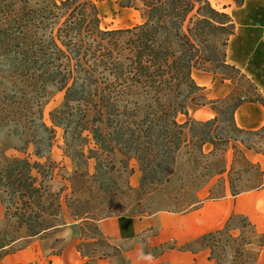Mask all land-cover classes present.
<instances>
[{"label":"trees","instance_id":"obj_1","mask_svg":"<svg viewBox=\"0 0 264 264\" xmlns=\"http://www.w3.org/2000/svg\"><path fill=\"white\" fill-rule=\"evenodd\" d=\"M118 2L138 11L140 22L127 28L102 27L92 0H0V48L14 50L18 75L51 84L64 93L62 107L54 110L51 117L54 124L64 129V153L74 167L70 176H64L71 188L66 206L70 217L81 221L82 242L77 251L84 258L82 264H90L94 258L102 261L122 255L120 247L99 228L101 220L113 216L104 212L103 208L109 206L88 210L93 208L90 198L96 197L91 188L94 178L98 174L113 180L110 174L119 170L114 162L118 154L133 157L140 164L138 190L132 188L128 179L124 184L129 193L139 194L137 201L169 182L174 164L183 155L188 156L186 162L192 169L204 158L205 166L201 168L208 172V181L199 182L193 193L187 190L190 194L177 196L181 212L196 208L203 202L205 192L206 199H218L225 197L228 190L237 196L263 184L260 163L249 161L238 145L264 157V125L244 129L235 121V112L243 102L264 106V97L255 96L258 89L253 82L248 80L247 90H233L224 98L210 101L218 105L213 108V118L201 121L188 116L189 104L204 89L193 79V70L220 75L221 80L231 83L234 75L245 77L227 61L228 43L236 32L233 18L208 0ZM248 90H253L254 96L248 97ZM179 115L185 116V120H178ZM231 142H238L231 146V169L224 166L216 173L209 171L210 158L219 152L224 159ZM206 144L212 145L208 153L204 150ZM34 155L41 157L39 148ZM90 160L96 163L91 175ZM10 163L19 170V190L11 195H16L24 205L18 208L20 221L12 227L15 234H7L8 245L50 236L66 224L60 222L59 203L54 204L52 199L50 206L45 207L40 202L43 193H49L42 183L56 178L57 165L53 161L31 162L27 157H14ZM235 164L248 175L249 182L242 187L240 172L236 177L223 176ZM123 169L128 176L132 174L128 164ZM33 171L36 174L32 176ZM215 175L220 176V189L210 182ZM25 177L30 181L28 188ZM87 187L88 199L77 196ZM25 197L30 199L29 204ZM126 214L135 215L132 211ZM252 228L254 224L246 216L231 214L220 227L181 249L194 252L191 245L208 248V259L215 264H256L258 257L246 248L252 241L244 235ZM234 230L240 234L234 236ZM257 245H264V232ZM5 246L1 243L0 249ZM173 248L165 247L159 255ZM61 250L60 246L53 247L51 256L60 255ZM228 251L234 255L230 262H224L218 253L225 259ZM125 264H130V260Z\"/></svg>","mask_w":264,"mask_h":264},{"label":"rangeland","instance_id":"obj_2","mask_svg":"<svg viewBox=\"0 0 264 264\" xmlns=\"http://www.w3.org/2000/svg\"><path fill=\"white\" fill-rule=\"evenodd\" d=\"M57 1L59 2L60 0ZM92 1L98 8L102 27L127 28L140 22L139 12L132 8L122 7L118 0ZM208 1L214 8L227 12L233 18L236 29L237 27L242 29H264V0H229L230 10H225L221 7L223 0ZM30 4L32 5V3ZM258 36L260 37V35ZM262 37H264V34ZM228 51L229 45L227 47ZM16 70L17 59L14 50L7 51L0 48V244L3 243L6 245L0 249V264H53L54 262L57 264L56 256H51L52 248H58L60 246L62 247V253L65 244L62 241L63 238L55 231L47 237L29 238L8 245V236L15 234L12 227L16 222L20 221V218L17 217L18 208L24 205L16 195H11V193L17 194L19 190V170L14 164L10 163L14 157H27L31 162L35 160L40 163L55 162L57 165L56 178L51 181H47L46 179L43 181V186H46L45 191L49 193H43L40 202L45 207H48L50 206L51 200L54 199V204L59 203L61 205L60 222H74L70 217V209L66 206L67 196L71 188L68 181L65 180V177L73 173L74 167L71 160L64 153V129L62 126L54 124L51 117L54 110L62 107L64 93L51 84H42L38 80L19 76ZM242 73L245 74V77L234 75L235 79L234 84L231 83V91L247 90V82L250 80L258 89V92L255 91V96L260 95L264 97V86L260 87V84L256 83L251 75ZM217 76L220 77V75ZM248 91H250L248 97L254 96L253 90ZM214 100L216 99L212 98V93L209 90L203 89L199 91L197 99L189 104L188 116L201 121L213 118L215 115L213 108L214 106H218L210 102ZM185 118L183 115L178 116V120L180 121L185 120ZM223 125L219 124V126ZM233 144H238V142L230 143L224 159L219 156V152H217L216 157L210 158L209 171L216 173L224 166L227 167V170L231 169L233 159V149L231 146ZM238 146L244 151V155L249 161L259 162L264 171V157L254 154L253 151L245 150L240 145ZM36 148H39L41 157L34 155ZM211 149L212 145L210 144L204 146L206 153ZM186 157L188 156L183 155L182 158L176 161L174 164V172L170 176L169 182L159 185L161 186L159 190H155L151 194L143 196L140 201H137L139 194L129 193L124 184L128 179L132 188L138 190L142 177L140 164L133 157L125 158L118 154L114 162L119 170L110 174L113 180L110 181L102 175L98 176V174L94 178L91 188H93V195L96 197L93 199L92 197L90 198L93 208L88 210H96L94 208H101L106 204L109 207H104V212L111 213L113 216L124 215L128 211L134 212L135 216L141 218L156 214L175 216L183 213V211H180L182 207L177 196L181 193L190 194L186 192L187 190L193 193L199 182L206 183L208 181L209 175L208 172L201 168L205 166L204 158H202L203 162L195 169H192L191 164L186 162ZM121 159L124 162H121ZM126 164L129 165V168H132V174L130 176L123 169V166ZM95 165L94 160L89 161L90 175L95 172ZM5 167H7V170H5ZM237 172H240L239 175L241 176L239 187L248 184V175L244 172L243 167L237 164L233 166L229 173L225 172L223 176L225 178L228 175L236 177ZM35 174L33 171L32 176ZM219 177V175H215L210 181L215 185V189H220L217 185L218 182H221L217 180ZM24 179L26 188H28L27 184L30 181L26 177ZM35 185H38V183ZM99 186H101L100 189H98ZM88 190L89 187L86 189L83 188L81 192L77 193V196H81V199H88ZM207 195V192H205L201 199L203 201H216L215 199H206ZM225 197L227 198L221 201L222 206L226 207L223 215L204 232L220 227L231 214H242L246 216L254 224V229L252 228L244 232L248 240L252 241V244L246 246V248L254 257H258L256 264H262L264 261V245L261 247L258 246L257 240L264 232V176L261 186L244 191L237 196H232L228 190ZM24 200H27L28 202L26 204H29L30 199L28 197H25ZM76 222L75 224H78L80 227L81 221L77 220ZM153 228L151 226V229ZM201 232L203 233V231ZM176 233L172 224H166L165 226L157 225L154 231L143 232L133 240L123 239L112 241L120 247L122 255L113 257L108 261V264H125L130 256L128 250L135 245H137L138 249L143 248L145 253H150L154 258V264H169L166 258L159 254L165 247L177 248V246L181 245L178 243ZM232 234L237 236L240 234V231L234 230ZM160 239H163V241L159 244H165L163 247L159 244L150 245L151 242H156ZM59 241H62V243ZM80 242H82L81 237ZM147 247L151 248L147 249ZM191 248L193 251H200V248L196 245H191ZM203 249L209 255V249ZM226 254L227 257L225 259H223L224 255L221 253H218V257L224 262H230L232 259L231 256L234 255L233 251H228ZM214 262L212 261L211 264H215ZM95 263L102 264L94 258L90 264ZM175 264L186 263L175 261Z\"/></svg>","mask_w":264,"mask_h":264},{"label":"crops","instance_id":"obj_3","mask_svg":"<svg viewBox=\"0 0 264 264\" xmlns=\"http://www.w3.org/2000/svg\"><path fill=\"white\" fill-rule=\"evenodd\" d=\"M229 4V0L228 2L223 0L221 7L225 10H230ZM263 34V28L242 29L237 27L236 34L229 40V51L227 52L228 63L235 65L242 72L251 75L254 81L260 84V87L264 86ZM192 77L198 86L212 93V98L225 97L231 91L232 84L229 80H221L220 77L212 73L195 69L192 71ZM235 120L240 128L258 129L264 125V106L258 102L245 101L236 110ZM226 198H218L214 202L213 200L203 201L196 208L175 216L162 214L142 218L135 215L112 216L101 220L99 228L104 236L117 241L123 239L133 240L143 232L154 231L157 225L165 226L166 224H172L177 232L178 243L181 245L165 251L160 256L165 257L169 264H175V261L186 264H211L212 261L208 259V253L203 248H200V251L192 252L181 249V247L198 238V235L202 233L201 231H203L202 234L206 233L204 231L223 215L226 207L222 206L221 201H224ZM75 223L77 222L74 220V222L66 223L55 230L60 237L66 227H70L72 233L71 239H63L65 247L62 253L56 256L57 264H82L84 262V258L77 251L81 231L78 224ZM151 226L154 228L151 229ZM162 241L163 239H160L159 241L151 242L150 245H157ZM138 251L137 245L129 251L130 264H137ZM108 261L102 260L100 263L108 264Z\"/></svg>","mask_w":264,"mask_h":264},{"label":"clouds","instance_id":"obj_4","mask_svg":"<svg viewBox=\"0 0 264 264\" xmlns=\"http://www.w3.org/2000/svg\"><path fill=\"white\" fill-rule=\"evenodd\" d=\"M72 233L70 227H66L61 233V237L65 240L71 239ZM137 264H154V258L150 253H145L143 248H140L137 253Z\"/></svg>","mask_w":264,"mask_h":264}]
</instances>
